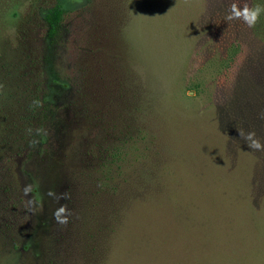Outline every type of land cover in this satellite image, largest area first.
Returning <instances> with one entry per match:
<instances>
[{"label":"rangeland","instance_id":"rangeland-1","mask_svg":"<svg viewBox=\"0 0 264 264\" xmlns=\"http://www.w3.org/2000/svg\"><path fill=\"white\" fill-rule=\"evenodd\" d=\"M53 1L9 12L23 66L0 74L53 82L32 124L24 97L42 90L15 78L0 114V264H264L257 158L227 145L198 51L224 0H63L49 40Z\"/></svg>","mask_w":264,"mask_h":264},{"label":"trees","instance_id":"trees-1","mask_svg":"<svg viewBox=\"0 0 264 264\" xmlns=\"http://www.w3.org/2000/svg\"><path fill=\"white\" fill-rule=\"evenodd\" d=\"M16 2L17 0H0V52L4 54L0 55L2 63L0 69L9 70L10 64L16 66L15 70L23 66L18 59L20 58L18 53L11 48L8 39L11 26L9 12ZM233 4L238 9L260 7L262 10L256 23L249 27L242 18L226 19ZM65 8L63 0H54L52 4H47L40 9L49 40L57 35L66 12ZM204 17L207 29L201 38L202 49L198 51L206 60L213 62L214 74L216 73V79L220 81L219 85L222 87L223 98L217 104L218 124L231 137L227 145L232 143L230 146L232 154L236 149L243 148L257 158L251 184L256 187L257 192H262L264 191V149L258 151L249 148L239 133L254 132V138H258L264 144V0H224L214 10L207 11ZM52 75H48L46 81L39 83L34 81L33 84L30 82L32 79L30 74H9V72L0 74L2 80L0 114L9 109L11 103L9 89L10 86L13 87L12 82L10 85V80L15 78L16 88L20 87V82L24 85L22 96L30 91L34 95L42 90L43 95L33 99V103H30V98L26 96L24 99L28 109H31L28 110L29 123L32 124L33 120H38L40 116L43 117L48 110V93L52 87ZM27 76L30 77L28 81L25 78ZM121 152L118 149L112 153L113 161L125 160ZM112 159L108 165L112 163Z\"/></svg>","mask_w":264,"mask_h":264},{"label":"clouds","instance_id":"clouds-1","mask_svg":"<svg viewBox=\"0 0 264 264\" xmlns=\"http://www.w3.org/2000/svg\"><path fill=\"white\" fill-rule=\"evenodd\" d=\"M261 10L262 9L260 7H255L253 9H248V8L238 9L236 7V5L233 4L231 6V12H230L229 16L226 17V19H232L234 17L235 18H242L243 21L249 27H251L256 23L258 15L260 14ZM239 134L245 140V142L249 148L255 149L258 151L264 149V144H262L258 138H254L255 137L254 132L244 133L243 131H241ZM59 211L62 212L63 208H61ZM60 222L63 223L64 220L60 219Z\"/></svg>","mask_w":264,"mask_h":264}]
</instances>
